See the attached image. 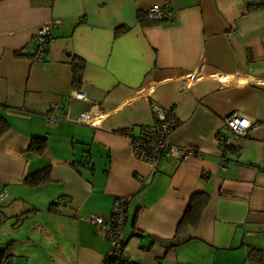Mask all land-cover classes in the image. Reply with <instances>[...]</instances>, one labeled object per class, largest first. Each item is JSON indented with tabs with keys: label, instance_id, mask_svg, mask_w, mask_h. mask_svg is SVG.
<instances>
[{
	"label": "crops",
	"instance_id": "crops-1",
	"mask_svg": "<svg viewBox=\"0 0 264 264\" xmlns=\"http://www.w3.org/2000/svg\"><path fill=\"white\" fill-rule=\"evenodd\" d=\"M152 6L171 21L148 19ZM49 21L59 25L39 62L34 34ZM154 106L176 110L169 143L202 158L153 170L134 157L128 134L152 130ZM233 113L253 126L228 154L217 137ZM0 119V250L14 264H105L109 241L86 218L109 222L119 197L131 199L128 264H262L264 0H0ZM195 195L209 204L176 236Z\"/></svg>",
	"mask_w": 264,
	"mask_h": 264
},
{
	"label": "built area",
	"instance_id": "built-area-1",
	"mask_svg": "<svg viewBox=\"0 0 264 264\" xmlns=\"http://www.w3.org/2000/svg\"><path fill=\"white\" fill-rule=\"evenodd\" d=\"M172 10L169 6L156 7L152 6L148 11V19L154 23H161L163 21H171ZM59 25L57 21L45 22L38 28L34 34V51L35 58L39 62H43L44 55L47 51V46L53 40V32ZM221 80L225 79L219 76ZM73 97L84 99L85 95L80 92H73ZM58 106H53L54 110ZM155 125L149 132L140 135H134L132 132L128 134L129 141H131L132 153L134 157L146 165H149L153 170L157 169V165L161 158L178 159L183 162L189 161L193 158H202V154L190 148L175 146L169 143V138L172 132L177 128L178 121L176 117V110L171 108L169 110H162L158 106H154ZM58 118L54 115H48L47 120L49 124L54 125ZM81 124H92L90 114H83L77 121ZM223 122L226 127L225 133L218 135V141L223 145V150L228 154H235L239 150L236 146L237 141L244 140L248 137L249 130L253 126L251 121L241 116L238 113L225 116ZM227 160L224 153L221 156L222 166L226 168ZM7 192L0 194V206L8 198ZM130 197H119L113 202L112 214L109 222L104 218L96 215H90L86 218V222L92 225L97 231H102L105 239L109 241L111 246L110 260L112 264H128V258L125 255V241H124V225L127 220V208ZM64 199H58L56 206H63ZM262 264H264V252L261 255ZM15 258L10 255H2L0 264H14ZM247 264H251L250 262Z\"/></svg>",
	"mask_w": 264,
	"mask_h": 264
},
{
	"label": "trees",
	"instance_id": "trees-1",
	"mask_svg": "<svg viewBox=\"0 0 264 264\" xmlns=\"http://www.w3.org/2000/svg\"><path fill=\"white\" fill-rule=\"evenodd\" d=\"M261 7V6H260ZM252 9L255 8V10L258 9L257 6H251ZM148 16V14H147ZM141 19V18H140ZM141 22L144 23V19L142 17ZM78 68V69H77ZM75 67L74 71H76L75 74V85L78 86L82 79V68ZM8 130V126L5 122H3L2 119H0V136ZM45 141H36L35 144H32L31 150L37 153H42L46 147ZM49 177V171L40 172L39 174H36L30 178H28L25 182L28 183V185L31 186H38L46 182ZM191 202L189 203L187 207V211H185V215L178 223L177 228V235H182L190 228H196L199 225V222L201 220L202 214L204 210L206 209L207 205L209 204V199L207 195H195L193 198H191ZM1 208H0V216H1ZM10 253L8 250H0V258L2 255H9ZM113 262L110 260V258L107 259L105 264H112Z\"/></svg>",
	"mask_w": 264,
	"mask_h": 264
}]
</instances>
